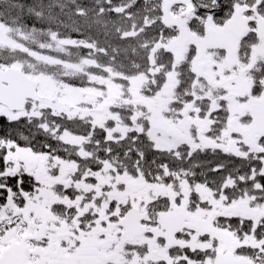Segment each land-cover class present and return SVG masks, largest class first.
<instances>
[{"label": "snow or ice", "instance_id": "obj_1", "mask_svg": "<svg viewBox=\"0 0 264 264\" xmlns=\"http://www.w3.org/2000/svg\"><path fill=\"white\" fill-rule=\"evenodd\" d=\"M0 264H264V0H0Z\"/></svg>", "mask_w": 264, "mask_h": 264}, {"label": "trees", "instance_id": "obj_2", "mask_svg": "<svg viewBox=\"0 0 264 264\" xmlns=\"http://www.w3.org/2000/svg\"><path fill=\"white\" fill-rule=\"evenodd\" d=\"M21 2L23 3H31L32 0H21ZM77 2L82 3V4H87V5H91L93 3V0H77ZM67 20V18H65ZM69 24H71V21H67ZM73 36H75V33H71Z\"/></svg>", "mask_w": 264, "mask_h": 264}]
</instances>
